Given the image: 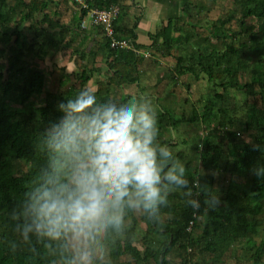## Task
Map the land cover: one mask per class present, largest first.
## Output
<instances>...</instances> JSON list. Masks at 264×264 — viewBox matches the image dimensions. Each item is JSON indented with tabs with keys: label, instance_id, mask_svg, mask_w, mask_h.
Returning <instances> with one entry per match:
<instances>
[{
	"label": "trees",
	"instance_id": "obj_1",
	"mask_svg": "<svg viewBox=\"0 0 264 264\" xmlns=\"http://www.w3.org/2000/svg\"><path fill=\"white\" fill-rule=\"evenodd\" d=\"M12 1L14 6L9 0H0V264H70L72 253L60 242L39 238L34 232L29 239L23 238V208L50 166L44 129L60 117L62 100L87 89L94 71L83 69L77 84L65 92L45 90V74L38 62L49 50L69 48L64 43L68 27L44 13L48 0ZM191 1L194 4L188 0V5L196 10L197 18L212 12L203 0ZM85 3L88 9H102L119 0ZM232 5L236 15L231 10L214 21L206 19L203 25L190 24L191 29L204 28V33L196 31V39H192L193 30L189 37L190 32L178 27L179 20L170 21L151 36L153 45L162 40L159 47L165 54H176L169 79L173 90L181 85L191 87L181 82L185 76L209 84L205 98L191 101L180 114L160 106L158 95L157 100L151 97L158 116L159 142L167 144L185 164L201 207L192 208L182 192L174 191L161 206L158 220L128 209L123 226L102 238L104 259L94 257V264H210L221 261L234 243L242 241V257L252 264H264V177L253 171L264 164V0H232ZM37 13H44L39 20ZM44 24L47 29L39 27ZM54 26L59 32L49 31ZM26 30L32 31L31 37L24 35ZM114 31L119 38L135 37L132 29L117 21ZM173 32L181 35L174 38ZM102 48L107 51L109 72L92 92L100 100L130 98L118 91L140 79L142 56L110 48L105 36ZM65 83L62 80L60 89ZM233 93L243 95L239 105L226 104ZM188 125L196 126L192 140L187 139ZM188 145L191 154L187 155ZM209 192L219 195L220 203L214 208L205 203ZM190 222L193 225L187 231ZM140 223L145 230L141 231ZM172 254L175 263L168 259Z\"/></svg>",
	"mask_w": 264,
	"mask_h": 264
},
{
	"label": "clouds",
	"instance_id": "obj_2",
	"mask_svg": "<svg viewBox=\"0 0 264 264\" xmlns=\"http://www.w3.org/2000/svg\"><path fill=\"white\" fill-rule=\"evenodd\" d=\"M58 110L60 117L42 133L51 162L23 208L25 240L34 232L70 250V264H94V257L104 259L102 238L123 226L128 209L158 220L174 191L192 208L201 207L185 164L159 142L150 96L100 100L82 89ZM253 171L264 177V164ZM205 203L216 207L218 193L209 192Z\"/></svg>",
	"mask_w": 264,
	"mask_h": 264
},
{
	"label": "crops",
	"instance_id": "obj_3",
	"mask_svg": "<svg viewBox=\"0 0 264 264\" xmlns=\"http://www.w3.org/2000/svg\"><path fill=\"white\" fill-rule=\"evenodd\" d=\"M9 2L10 6H14L12 0H9ZM48 2V7L44 13L50 17L51 21L55 23L58 22L59 24L68 27L69 32L64 39V43L69 44V48L60 51L49 50L46 58H50V60L54 59L53 62H61L60 67L62 71L60 84L62 80H64L66 83L63 88H66L67 90L69 87L75 85L74 81L77 82L76 77L83 71V69L94 71L92 72V78L86 86L90 91H94L96 83L103 81L108 76L109 72L106 67V61L108 60L107 51L102 48L103 33L101 29L91 25L87 13L81 17L79 4L71 0H48ZM190 3L194 4L191 0ZM111 6H116L120 12L118 16L119 18L116 20L117 25L132 29L135 35L132 40L129 37L119 38L114 31L115 38L126 41L128 45V47L118 50L132 51L137 54V56H142L143 58L142 65L139 67L140 79L135 83L122 86L118 93L121 96L124 95L131 97L139 94L141 91L144 96H150L155 98V100H157L156 97L158 95L159 100L161 98L166 103L178 101L177 99L182 97L177 98L175 96V90H173L172 84L169 82L175 64L174 56H176V54H165L161 51V47H159L162 40H156L157 43L153 45L151 36L156 35V33L166 27L170 21L174 22V20H179L178 22L180 25L178 27H181L182 31L190 32L188 34L189 37L192 36L191 31L193 30L192 39H196V36L194 37L196 31L204 30V28L197 29V27L191 29L192 26H190V24H193L194 26L200 24V18L196 17V10L188 5V0H119L118 4H111L109 7ZM44 13H37L35 16L36 20L42 18ZM81 23L84 24V28L80 27ZM23 25L29 26L28 23ZM39 27L47 29L45 24L40 25ZM10 30H12V28ZM49 31L51 33H57L59 32V28L54 26V28ZM198 33L201 32L198 31ZM24 35L31 37L32 31L26 30ZM180 35V32L172 33L174 38H178ZM39 69L45 74L44 67ZM185 77L186 79L183 81V84L189 78L188 76ZM185 77H182L181 79ZM190 81L191 79L189 78L188 82ZM159 86L161 89H159ZM183 86L185 85L179 86L176 93L180 92L178 89L182 91L180 93H183ZM186 99L183 102L179 100L182 109L185 104L189 103L188 98ZM142 224L144 223H140L141 231L145 230V224ZM244 246L245 243L243 241L234 243L221 261L210 264H252L248 259L242 257L245 250ZM168 259L172 263H175L174 254L170 255ZM206 260L210 261V258H207Z\"/></svg>",
	"mask_w": 264,
	"mask_h": 264
},
{
	"label": "rangeland",
	"instance_id": "obj_4",
	"mask_svg": "<svg viewBox=\"0 0 264 264\" xmlns=\"http://www.w3.org/2000/svg\"><path fill=\"white\" fill-rule=\"evenodd\" d=\"M203 2H205V4H207L208 6L211 7L212 12L209 13V15L205 16L204 17L205 19H199L200 25H203L204 21L206 19H208L210 21H214L215 19H217L219 17H224L225 13L228 11H231V10H233L234 15H236L238 13V12L234 11V8L232 5V0H216V2L214 3L213 6H212V4H210L211 2L209 0H203ZM232 29L234 31L236 30L235 25H233V22H232ZM198 31H200L202 33L205 32L204 30H198ZM55 36H56V34H55ZM195 51H197V50H195ZM183 52L186 53L187 50L185 49V50H183ZM53 61H54V59L50 60V58H46V57L44 60L39 61V68H42V67L45 68L44 69L45 75H46L45 90H47L48 92H51V93L65 92L67 90L66 88L60 89L61 71H62V69L60 67L61 62H56V61L53 62ZM185 79H186V77L183 78L181 80V82L183 83V81ZM190 79H191L190 82L185 81V83H190V85H191V88L189 90L187 89V87L183 86L182 87L183 93H180V92H182L180 89H178L180 92L176 93V91H175V96L177 98L178 97H182V98L177 99L178 101H173V103L172 102L166 103L164 100H162L160 98V100H159L160 106H162L164 109H169L171 111V113L180 114L181 109H182V105L180 104L179 100H181V102H183L186 98H188L189 103H190L191 101L194 102L195 101L194 99H196V101L198 98H199V100L204 99L205 95H207L209 93V84H207L205 80H202V78L198 82L193 81L192 78H190ZM74 84L76 85L77 82L74 81ZM91 90H93V89H91ZM232 96H234L235 98L234 97L230 98V100L226 104H228V105H232V104L239 105L241 103V100H243V95L240 93H238V94L233 93ZM188 106H189V104H186V105H184V108L187 109ZM238 111H240V110H238ZM195 127L196 126H193V125H188V127H186L185 131L188 134L187 135L188 140H192V137L194 136L192 130L195 129ZM198 133L200 134L201 132H198ZM179 139H181V138H179ZM189 145L192 146L191 143ZM189 145L186 147L187 155L190 153V150H191V147ZM194 161L195 160H193V162ZM259 203H261V202H259ZM142 225H144V224H142ZM258 240H259V238H258Z\"/></svg>",
	"mask_w": 264,
	"mask_h": 264
},
{
	"label": "built area",
	"instance_id": "obj_5",
	"mask_svg": "<svg viewBox=\"0 0 264 264\" xmlns=\"http://www.w3.org/2000/svg\"><path fill=\"white\" fill-rule=\"evenodd\" d=\"M79 4L81 11L86 10L87 15L90 18L91 25L99 27L103 33V36L108 38L111 48L124 49L128 47L127 42L124 40H118L115 38L114 23L117 20L120 12L116 6H111L106 9H88L85 0H71ZM81 28H84V24H80ZM193 223L190 222L187 231H190ZM190 251V249H188Z\"/></svg>",
	"mask_w": 264,
	"mask_h": 264
}]
</instances>
